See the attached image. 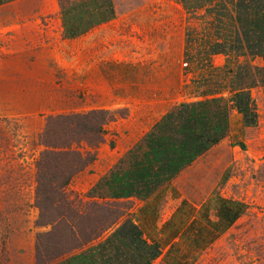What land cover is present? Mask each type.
Segmentation results:
<instances>
[{
    "label": "crops",
    "instance_id": "1",
    "mask_svg": "<svg viewBox=\"0 0 264 264\" xmlns=\"http://www.w3.org/2000/svg\"><path fill=\"white\" fill-rule=\"evenodd\" d=\"M223 15L199 0H0V26L21 29L22 46L123 21L162 32L99 65L100 109L114 119L70 182L91 200L122 204L121 215L48 264H264V19L257 33L239 34L225 32ZM21 81L17 99L2 93L14 105ZM25 247L2 264H36Z\"/></svg>",
    "mask_w": 264,
    "mask_h": 264
},
{
    "label": "rangeland",
    "instance_id": "2",
    "mask_svg": "<svg viewBox=\"0 0 264 264\" xmlns=\"http://www.w3.org/2000/svg\"><path fill=\"white\" fill-rule=\"evenodd\" d=\"M199 4L222 10L225 32L240 34L242 28H251L252 34L257 33L259 18L264 19V0H199ZM238 13L244 22L237 19ZM157 21L162 26V16L155 18L156 25ZM126 22L75 41L35 36L39 40L30 46L17 41L22 38L21 29L5 32L0 26V264L9 255L13 259L26 252L25 243L34 248L36 264H48L100 237L121 215L122 204L91 200L70 184L48 187L38 196L37 163L47 150L73 151L84 161L96 155L104 141L94 147L83 140H71L74 130L67 129L63 118L53 123L54 141L63 145L50 148L42 143L43 135L51 117L104 110L100 109L104 96L99 92L98 69L105 64V56L128 53L136 43L145 42L146 35L162 37L157 29L150 34L140 23ZM170 22L177 28L173 19ZM8 36H14L15 41L10 42ZM153 49L157 52L160 48ZM21 79L22 105H14L2 93L10 90L17 99ZM69 159L66 156L59 161ZM12 264L19 263L12 260Z\"/></svg>",
    "mask_w": 264,
    "mask_h": 264
},
{
    "label": "trees",
    "instance_id": "3",
    "mask_svg": "<svg viewBox=\"0 0 264 264\" xmlns=\"http://www.w3.org/2000/svg\"><path fill=\"white\" fill-rule=\"evenodd\" d=\"M104 115L101 119H97L98 115ZM94 115V117L92 116ZM112 116L107 110H92L88 114H73L67 116L51 117L48 122V128L43 135V144L50 147H60L63 145L60 142L54 141L53 134H55L53 123L57 118H63L66 122L67 129L70 130L73 136L70 138L73 141H85L89 145L97 147L104 141V125L108 120H112ZM96 118V119H95ZM60 120V119H59ZM78 135V136H77ZM64 145H68V142ZM70 156L68 161L60 162L62 157ZM82 156L73 151H45L40 161H38V196L45 194L48 187L64 188L70 184L72 178L87 165L91 164L96 155L91 156L87 161H84ZM80 170V171H79ZM40 208L42 206H39Z\"/></svg>",
    "mask_w": 264,
    "mask_h": 264
}]
</instances>
